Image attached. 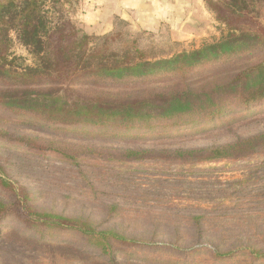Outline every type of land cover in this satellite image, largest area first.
<instances>
[{
  "label": "rangeland",
  "instance_id": "rangeland-1",
  "mask_svg": "<svg viewBox=\"0 0 264 264\" xmlns=\"http://www.w3.org/2000/svg\"><path fill=\"white\" fill-rule=\"evenodd\" d=\"M196 1L186 18L155 20L109 0H64V7L82 33L115 36L109 45L98 41L107 46L102 58L136 56L138 48L157 61L226 35L205 0ZM259 18L264 25V9ZM12 52L17 63L34 65L18 42ZM263 59L256 46L185 73L82 76L69 87L86 98L142 100ZM41 117L0 106V131L8 133L0 135V264H264V99L219 114L126 123ZM85 222L97 233L84 232Z\"/></svg>",
  "mask_w": 264,
  "mask_h": 264
},
{
  "label": "trees",
  "instance_id": "trees-1",
  "mask_svg": "<svg viewBox=\"0 0 264 264\" xmlns=\"http://www.w3.org/2000/svg\"><path fill=\"white\" fill-rule=\"evenodd\" d=\"M205 2L227 26L226 35L199 50L151 61L138 48L136 56L111 53L102 58L107 46L100 47L98 41L109 45L115 36L96 38L82 33L66 19L64 0H0V106L65 124H105L204 112L219 114L234 102L263 100L264 59L238 70L219 71L202 81L200 87L189 86L142 100L86 98L77 96L69 87L82 76L123 79L165 69L185 73L204 61L264 47V25L259 18L264 0ZM245 19L252 23L244 22ZM17 42L35 57L34 65L17 63L19 58L12 52ZM44 84L47 85L41 87ZM60 85L65 88L59 89ZM0 135L8 133L0 131ZM81 225L84 232L97 233L87 222Z\"/></svg>",
  "mask_w": 264,
  "mask_h": 264
},
{
  "label": "crops",
  "instance_id": "crops-1",
  "mask_svg": "<svg viewBox=\"0 0 264 264\" xmlns=\"http://www.w3.org/2000/svg\"><path fill=\"white\" fill-rule=\"evenodd\" d=\"M148 2H151L152 5H145ZM109 3H112L114 7H117L120 10H122V7H124V9L126 8L124 10L125 13L126 11L130 13L132 11L131 8H133L135 13L132 11V15L134 17L136 16L140 18L141 20H155L160 16L176 17L179 15L186 18V13L188 12L186 6H189V8H191L198 6V4L200 5V2L198 3V1L196 0H109ZM142 10H149V12H144ZM184 10L185 13L182 14Z\"/></svg>",
  "mask_w": 264,
  "mask_h": 264
}]
</instances>
